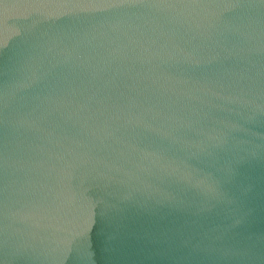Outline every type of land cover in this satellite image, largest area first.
Masks as SVG:
<instances>
[{
	"label": "water",
	"instance_id": "obj_1",
	"mask_svg": "<svg viewBox=\"0 0 264 264\" xmlns=\"http://www.w3.org/2000/svg\"><path fill=\"white\" fill-rule=\"evenodd\" d=\"M0 264H264V0H0Z\"/></svg>",
	"mask_w": 264,
	"mask_h": 264
}]
</instances>
